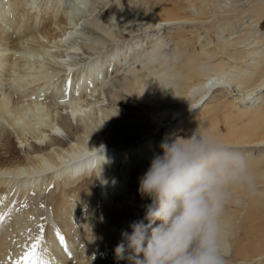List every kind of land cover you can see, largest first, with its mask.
Instances as JSON below:
<instances>
[{
    "label": "bare ground",
    "instance_id": "obj_1",
    "mask_svg": "<svg viewBox=\"0 0 264 264\" xmlns=\"http://www.w3.org/2000/svg\"><path fill=\"white\" fill-rule=\"evenodd\" d=\"M76 1L64 7L63 0H0V152L15 142L26 153L25 163L0 166V264H117L113 250L121 229L111 213L133 201L115 196L147 170L163 138L186 137L198 124L244 153L253 176L250 189L233 190L222 217L227 264H264V0H127L129 12L115 0L109 18L118 34L100 17L88 20L89 9L79 17L88 0ZM243 17L250 21L241 23ZM81 19L113 40L137 28L174 31L163 40L144 30L79 66L86 35ZM215 21L214 42L199 29ZM167 42L173 44L170 64L158 59ZM104 43L92 38L87 47L95 51ZM154 61L157 73L150 71ZM139 65L153 79L146 87ZM126 66L119 88L137 102L123 99L119 114L105 107L104 88L114 87L112 76ZM171 95L178 100L171 112L155 109ZM133 105L140 107L131 109L135 119L126 111ZM117 122L124 129L110 133ZM63 131L75 137L66 147L53 137ZM130 157L138 160L135 170ZM121 162L127 167L118 181L114 167ZM97 172L100 196L82 180ZM51 186L59 191L54 199ZM44 192L39 218L34 201Z\"/></svg>",
    "mask_w": 264,
    "mask_h": 264
},
{
    "label": "clouds",
    "instance_id": "obj_2",
    "mask_svg": "<svg viewBox=\"0 0 264 264\" xmlns=\"http://www.w3.org/2000/svg\"><path fill=\"white\" fill-rule=\"evenodd\" d=\"M158 147L138 178L137 192L149 203L142 218L121 230L115 261L227 264L222 217L233 190L253 184L245 154L200 124L186 137L166 136Z\"/></svg>",
    "mask_w": 264,
    "mask_h": 264
},
{
    "label": "rangeland",
    "instance_id": "obj_3",
    "mask_svg": "<svg viewBox=\"0 0 264 264\" xmlns=\"http://www.w3.org/2000/svg\"><path fill=\"white\" fill-rule=\"evenodd\" d=\"M88 2L85 3V4H83V5H81V7H84V9L81 8L80 10H78V11H80L79 13H81L79 15V17L82 15V11H84V10H87L88 11V9H89L90 10V13H89V16H88V20L89 19H94V18L100 17L102 19L103 23L106 26L109 25L110 28L114 31V33L118 34V31H117L118 30V26H117V24H114L116 22L112 21L111 18H109V11L112 8V6L115 5V0H88ZM230 2H231L230 3L231 5H238L239 0H234V1L231 0ZM76 3H77L76 0H74V1L73 0H63L64 7L65 6L69 7V6L75 5ZM92 3H93V5H92ZM119 4H120V6L123 8V10L125 12H129V7L127 5V0H119V2L117 3V5H119ZM77 6H78V4H77ZM92 6H93V8H92ZM92 9H94V10H92ZM243 18L244 19L241 20V23H243V24H246L245 21H247V22L250 21V19H248L247 17H243ZM135 23L133 25V29H136L138 27L137 23L136 24ZM79 25L81 26V29L84 31V34L87 35V36L86 35H82L81 36L82 41L84 40L83 43H85L83 45L84 53H79V54L76 55L78 57L77 58V61L79 62V66H82L83 64H85L86 62H88L91 58H93V57H95L97 55H100V54L104 53L106 50H109L110 48H112V46H115V44H118L119 45V44H121V42H123V41H125L127 39H130V40L133 39L134 40V38L137 39V38L142 37L145 34L144 32L146 30L148 31L147 33H149V32L150 33L151 32L156 33V36L157 37L161 35L162 38H163V40H167V38H166L167 37L166 36L167 33H172L174 31V29H171L173 27H169L168 28L169 30H167V29H165V30L164 29H161L162 31L161 30L160 31L159 30H156V28H153L151 31H150V29H144L145 30L144 31L143 29H138L137 28V31H134V32L131 31L130 32L131 34L126 33L125 34L126 35V38H124V36H119V37H117V40H113L112 38H110L107 35H105L104 33H102L94 25L92 26L91 23H89V21L88 22L85 21V20L82 21V19H81L79 21ZM216 26H217L216 21L215 22H210V23H206V25H204L203 27H200L201 29H199V30H201L200 32H201L202 35H205V33H206L205 36L208 35V38L209 39L211 38V40L215 42L216 39H217L216 38V34H215L216 33V31H215ZM261 30L264 31V23L261 25ZM234 36H236V35H234ZM92 38H96V39L103 40L106 43L103 44V47L101 45H98L96 47L97 49L95 51H93L92 49H90V48L87 47L89 45L90 46L93 45L92 44ZM154 38H155V36L152 39L154 40ZM167 44L168 45L162 47V49L160 50L161 56L159 58L157 56L156 59L158 58L160 60V58L163 59V57L164 58H168L169 61L167 62V64H170V62L173 60V56H172V52H171L172 51V48H173L172 47L173 44L172 43H168V42H167ZM212 45L213 44H211V46ZM63 53H65V52L62 51V54ZM158 61H154V62H152V64H150L151 66L153 65L152 67L155 66V68H153V69L151 68L150 69L151 72L157 73V71H158V69H157V67H158ZM136 68L139 70L138 75L140 77L139 78L140 79V82H139L140 85H143V86L146 87V86L149 85V83H152L153 82L152 76L148 77L147 71L146 70H141V66L140 65L137 66ZM125 70H127V66L121 72H119L116 75H113L112 76V80H111L112 82L111 83L114 84V87H113L112 84H108V86H106L104 88V92H105L106 99H107L106 101H104L105 107H108V108L113 107L117 111V113H119V114H122V108L120 107V105L122 104V102H124V101H122L123 99H128L129 101H131L133 103H136L137 102V100L135 98L129 97V95L125 94L119 88V83L123 81V78L125 76ZM130 74L131 73H128L127 74L128 75L127 77H131ZM155 82L157 84H162L163 87H164V83H161L159 79H157ZM217 86H218V84L215 85L214 87H217ZM221 86L222 87H226L227 89H230V90L232 89V87L229 86V85H227V84H221ZM114 88L121 90V91L120 90H117L116 97H112L113 96L112 92H113ZM159 90H160V88H159ZM168 95H170V94L168 93ZM101 97H102V95H101ZM101 97H99V98L102 99ZM112 102H115V103L112 104ZM106 103H107V105H106ZM177 104H178V100H177L176 96L175 95H173V96L171 95L170 100L166 104L156 105L155 106V109H162V108H165L166 107V109L171 112L173 110V107L176 106ZM133 106L132 107H129V106L127 107L126 106V111L130 114V116H131L132 119H135V118L138 117V112H140V109H137V108H140V107L139 106H137V107L134 106L133 107ZM140 106L149 107V105L146 104V103H141ZM131 109L132 110L133 109L134 110H138V112H133V111H131ZM63 115H65V114H63ZM137 122H139V120ZM223 122H224V119L221 117V114L219 113L218 114L217 126L221 130L224 129ZM71 125H74V124L72 123ZM113 125L114 126H113L112 130H110V133L113 130L115 131V133H118V131L119 132H122V130L124 129L123 128V125L120 124V122L114 123ZM120 126H121V129L123 128L122 130H119L120 129ZM126 126L127 125H125L124 127L126 128ZM63 128H64V126H63ZM115 133H113V134H115ZM176 135L177 136L185 137V135L183 133H178ZM53 137L54 138H57L56 140L63 142V145H61L63 147L68 146L69 140L75 139L74 136H71L70 133H68L66 131L65 132L63 131V133H60V134H58V136H53ZM158 138L161 139V135L158 136ZM14 143H13V145H12V147L10 149H7V150L5 149V150H3V151L0 152V166H10L11 164H14V162H16V161H21L20 163H22V162L25 163V161H26L25 160L26 159V157H25L26 156V153L23 150L25 148L24 147L19 148V147H17L18 146V143H15L16 145ZM55 145H57V144H55ZM32 146L39 147L41 150H43L45 148H48V145L47 146L37 145L34 142H32ZM45 150H43V151H45ZM26 151H28V149ZM31 152H33L32 149L29 150V153H31ZM131 159H132L131 157H130V159L127 158V160L129 161L130 164L132 163V161H134L132 163V164H134L132 166V169L135 170L136 168L139 167V165H137L138 160L136 162L135 159L134 160H131ZM123 165H124V162L123 163L121 162V165H118L116 163L115 164V167H114L116 169V172H117L116 180H118V181L121 180L122 173L125 171V168L127 167V165H125L124 170H122L123 169ZM143 169H145V168H143ZM98 175H99V173L97 172V173H91V174L90 173L89 174L86 173V174H84L82 176L83 177L82 180H89L88 181L89 183H88L87 187L89 188V190L95 196L96 195L97 196H100V193L98 191L99 190V179H98ZM139 177H137V182L128 181V184L124 185L123 189L119 192V194L117 196H115V199L117 201H123L125 199V197H128V196L131 197L130 201L131 200L133 201L132 203H130V204L126 205V206H122L121 209H118V211H114L113 213H111V217H115V220L117 221V224L120 225L119 226V229H121V230H127L128 225L130 223V219L137 220V219H140V218L143 217V214H144L143 206L142 207L141 206L138 207L142 201L145 202L146 204L149 203V201L147 199H141L140 195L137 192V189H138V178ZM120 183H122V182H120ZM48 188L46 190H51L50 187H48ZM51 188L54 190V188L52 186H51ZM55 191L56 190H54V193H53V197H52L53 199L56 198L58 196V194H59V191L58 190L56 192ZM43 194L40 195L39 198L34 201V204L36 203V205H38L37 207L39 208V214H41V216L39 218H41L43 216V209H42L43 206H42V204H43V201L46 199V193L44 192ZM32 196L33 197H37V193L32 194ZM138 212L139 213L142 212L141 213L142 215L139 214ZM31 238H29V240L27 239V241H31Z\"/></svg>",
    "mask_w": 264,
    "mask_h": 264
},
{
    "label": "snow or ice",
    "instance_id": "obj_4",
    "mask_svg": "<svg viewBox=\"0 0 264 264\" xmlns=\"http://www.w3.org/2000/svg\"><path fill=\"white\" fill-rule=\"evenodd\" d=\"M61 240H62V238H61ZM30 255H34V253H30Z\"/></svg>",
    "mask_w": 264,
    "mask_h": 264
}]
</instances>
